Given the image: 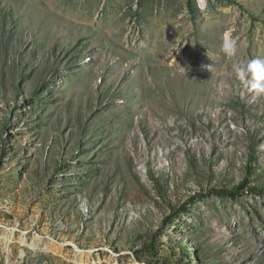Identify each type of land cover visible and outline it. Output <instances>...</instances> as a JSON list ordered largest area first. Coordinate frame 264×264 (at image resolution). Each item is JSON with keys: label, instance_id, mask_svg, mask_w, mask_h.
Masks as SVG:
<instances>
[{"label": "rangeland", "instance_id": "1", "mask_svg": "<svg viewBox=\"0 0 264 264\" xmlns=\"http://www.w3.org/2000/svg\"><path fill=\"white\" fill-rule=\"evenodd\" d=\"M256 58L264 0H0V264H264Z\"/></svg>", "mask_w": 264, "mask_h": 264}, {"label": "clouds", "instance_id": "2", "mask_svg": "<svg viewBox=\"0 0 264 264\" xmlns=\"http://www.w3.org/2000/svg\"><path fill=\"white\" fill-rule=\"evenodd\" d=\"M221 50L227 56H235L237 45L235 41L225 38ZM233 72L257 94H264V59L256 58L246 64L233 65Z\"/></svg>", "mask_w": 264, "mask_h": 264}]
</instances>
